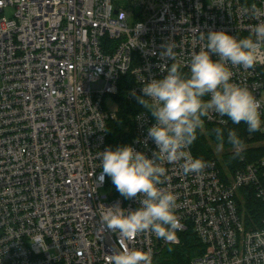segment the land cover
<instances>
[{
  "label": "built area",
  "instance_id": "built-area-1",
  "mask_svg": "<svg viewBox=\"0 0 264 264\" xmlns=\"http://www.w3.org/2000/svg\"><path fill=\"white\" fill-rule=\"evenodd\" d=\"M253 4L264 12V0H0V264H106L105 255L125 246L151 251L155 264L188 230L202 245L191 264H264V218L247 228L237 199L253 185L264 200V158L226 174L215 159L188 175L164 162L160 187L177 197L183 225L175 242L150 232L121 241L99 217L101 205L140 207L139 197L103 190L111 177L99 180L118 99L142 96L147 81L166 75L174 62L161 55L166 43L175 42L176 60L187 65L210 31L252 36L264 22L251 14ZM228 67L231 81L260 101L264 130V44L254 67ZM134 106L129 145L151 159L155 118Z\"/></svg>",
  "mask_w": 264,
  "mask_h": 264
},
{
  "label": "clouds",
  "instance_id": "clouds-1",
  "mask_svg": "<svg viewBox=\"0 0 264 264\" xmlns=\"http://www.w3.org/2000/svg\"><path fill=\"white\" fill-rule=\"evenodd\" d=\"M251 14L259 17L264 12L253 4ZM252 33L237 39L223 30L210 31L204 46L191 56L187 65L176 60L175 42L163 45L161 55L174 62L164 66L163 78L147 81L142 87L143 95L137 97L138 103L155 118L148 137L158 151L151 159L131 145L118 146L115 150L109 147L101 153L100 182L105 176L111 177L123 197H139L140 207L129 211L118 204L101 205L99 217L103 230L106 227L119 233L121 241H131L150 232L166 242H175L183 225L176 215L177 197L160 187L167 178L163 163H180L185 175L200 174L211 166L202 158H194L189 151L197 139V130L204 129V118L211 113L227 116L234 124L244 122L249 133L261 130L260 101L247 87L231 81L233 73L228 67L229 64L245 69L255 66L264 44V22L257 24ZM184 66L189 68L187 74L181 71ZM206 96L210 98L204 99ZM214 133L217 152L224 150L227 141L236 150L235 156H240L243 141L234 129H229L226 136L222 128L214 129ZM105 262L153 264L151 251L127 246L105 255Z\"/></svg>",
  "mask_w": 264,
  "mask_h": 264
},
{
  "label": "trees",
  "instance_id": "trees-1",
  "mask_svg": "<svg viewBox=\"0 0 264 264\" xmlns=\"http://www.w3.org/2000/svg\"><path fill=\"white\" fill-rule=\"evenodd\" d=\"M125 78H132L131 73H128ZM136 100L137 97L127 101L122 98L118 99V117L109 122L107 134V141L113 150L118 146L129 145L131 142L133 136L131 116L137 111L134 106ZM216 128L224 129L225 136L229 129L237 132L243 141L240 156H235L236 150H230L232 145L227 141L223 156L216 155L217 141L214 133ZM190 147L195 158H202L204 161L217 160L223 174H226V168L234 172L237 168H242L249 163H257L264 158V130L261 128L260 131L249 133L244 122L234 124L230 119L226 124L205 122L204 129L197 130V139ZM260 176L264 184V165L260 169ZM105 188L114 195L120 194L111 179L107 181ZM238 193L239 209L247 228L261 226L264 218V200L257 196L255 187L253 185L242 186ZM201 251V242L192 230H188L182 234L181 243L168 244L161 249L156 255L155 264H191L192 257Z\"/></svg>",
  "mask_w": 264,
  "mask_h": 264
},
{
  "label": "rangeland",
  "instance_id": "rangeland-1",
  "mask_svg": "<svg viewBox=\"0 0 264 264\" xmlns=\"http://www.w3.org/2000/svg\"><path fill=\"white\" fill-rule=\"evenodd\" d=\"M133 19H134V18L131 17V21H133ZM109 97H110V96H109ZM107 99H109L111 106H114L115 102L112 101L111 98H108V97H107ZM225 150H226V148H224L223 151L217 152L216 147H215L216 155L219 156V157H222V156H223V153L225 152ZM230 150H235V149H234L233 147H230ZM226 171H227V172H230V171H229V168H226ZM103 190H104V191H107L106 188H103Z\"/></svg>",
  "mask_w": 264,
  "mask_h": 264
}]
</instances>
